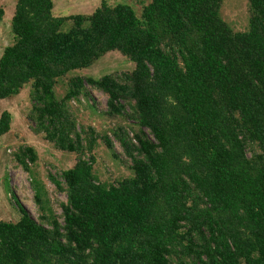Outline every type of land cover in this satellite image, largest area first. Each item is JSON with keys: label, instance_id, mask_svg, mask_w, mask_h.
Returning <instances> with one entry per match:
<instances>
[{"label": "trees", "instance_id": "1", "mask_svg": "<svg viewBox=\"0 0 264 264\" xmlns=\"http://www.w3.org/2000/svg\"><path fill=\"white\" fill-rule=\"evenodd\" d=\"M220 4L150 0L137 16L101 0L56 16L52 0H15L0 99L30 82L32 130L75 162L48 175L66 194L62 222L35 178L40 222L20 204L19 220H0V264H264V0H248L245 32ZM110 51L134 69L65 78ZM92 91L107 99L101 134L79 112ZM10 124L2 112L0 135ZM111 139L132 176L102 182L94 152L104 143L117 157ZM14 157L28 172L37 153Z\"/></svg>", "mask_w": 264, "mask_h": 264}, {"label": "rangeland", "instance_id": "2", "mask_svg": "<svg viewBox=\"0 0 264 264\" xmlns=\"http://www.w3.org/2000/svg\"><path fill=\"white\" fill-rule=\"evenodd\" d=\"M53 13L56 16L71 14H90L101 0H52ZM108 4L123 3L130 5L137 16L142 7L150 0H105ZM4 15L0 20V55L3 48L12 43L11 18L14 13L15 0H0ZM219 17L233 31L245 32L249 29L248 0H221ZM64 26L63 30H66ZM134 63L118 51H110L97 59L92 65L80 70H73L65 78L72 75H81L99 78L106 74L128 72L134 69ZM60 79L55 87V95L61 98L66 91V79ZM31 83L23 86L16 95L0 99V115L7 111L11 116L10 129L0 135V220L17 221L20 218L18 204L22 205L32 216L40 222V211L34 200L32 179L41 182L47 192L49 205L60 218L59 204L66 201V194L58 192L48 175L58 176L63 170L70 169L75 162V155L61 151L50 142L45 141L41 134L32 130L27 119V112L31 107ZM106 96L100 92H91L87 105L80 108L82 122L96 128L97 132L104 133L109 121L103 116L106 110ZM93 106V108H91ZM112 140V139H111ZM32 146L37 159L29 164L30 171H25L15 160L14 154L19 147ZM112 146L117 157H114L104 143L98 144L95 149L93 173L102 182H114L120 178L132 176L129 162H125L119 144L112 140Z\"/></svg>", "mask_w": 264, "mask_h": 264}]
</instances>
